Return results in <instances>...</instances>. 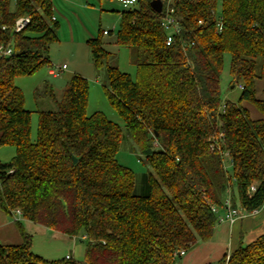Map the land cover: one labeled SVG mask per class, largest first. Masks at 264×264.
<instances>
[{
  "label": "trees",
  "instance_id": "1",
  "mask_svg": "<svg viewBox=\"0 0 264 264\" xmlns=\"http://www.w3.org/2000/svg\"><path fill=\"white\" fill-rule=\"evenodd\" d=\"M152 1L121 13L116 43L135 49L136 79L109 64L104 30L87 41L95 69L106 68L110 104L153 169L138 193L137 174L117 158L120 125L102 112L87 114L85 77L74 75L61 99L46 84L56 109L39 113L31 139L32 112L15 80L50 65L59 23L53 0H16L14 7L0 0V45L14 47L0 58V148L16 150L10 162L0 159V207L70 238L82 234L83 264H177L178 252L213 236L214 208H224L228 193L249 213L264 204V0H163L161 13ZM168 4L181 26L172 45L162 26ZM21 16L30 23L14 32ZM226 54L230 83L242 86L236 103L222 99ZM215 141L221 149L212 148ZM15 222L22 241L0 243V264H77L33 252V235ZM222 264H264V234Z\"/></svg>",
  "mask_w": 264,
  "mask_h": 264
},
{
  "label": "rangeland",
  "instance_id": "2",
  "mask_svg": "<svg viewBox=\"0 0 264 264\" xmlns=\"http://www.w3.org/2000/svg\"><path fill=\"white\" fill-rule=\"evenodd\" d=\"M88 1L91 7L82 8V4H78L75 0H70L67 3H64L65 0H53V6L57 7L58 5L61 10L56 13L57 15L55 14L59 23V41L51 44L49 48L47 56L50 60V65L40 68L32 75L17 77L15 82L24 92L25 108L32 112L31 139L36 141L39 113L56 109L51 98L43 94L46 84L52 85L57 98L61 99L74 75L79 74L88 79L89 103L87 114L92 115L95 112H102L110 120L120 125L124 136L117 158L121 164L132 169L137 174V192L140 193L145 185L144 175L153 172V169L148 163L146 156L135 145L125 121L110 104L104 90V86L108 85L106 68L100 71L95 69L87 41L92 37H98L100 30L111 31L110 34L102 36L106 49L111 52L109 64L118 66L121 71L130 74L133 79H136L138 74L135 63L136 51L134 48L121 46L116 43L117 35L121 28V13L124 11V7L116 0ZM15 2L16 0H12V7H14ZM220 13L219 9L218 16H220ZM89 31L91 34L88 33ZM230 63L231 56L226 54L221 76L222 99L224 102L229 100L236 103L239 101L241 90L238 86L234 87L230 83ZM64 64L68 68L58 77L50 74L49 71L52 67ZM263 85L264 78L259 80L258 90L260 95H262L263 90L261 87ZM243 105L248 106L253 117L260 116L256 115L260 114V112L253 105L248 103ZM15 153L14 147L3 146L0 148V159L3 162H10ZM227 169L232 173V166L229 163H227ZM13 217L16 218L14 215ZM24 226L33 235L32 248L36 254L50 261L66 259L69 256L73 263H84L86 242L82 234L70 238L53 229L32 222L24 223Z\"/></svg>",
  "mask_w": 264,
  "mask_h": 264
},
{
  "label": "crops",
  "instance_id": "3",
  "mask_svg": "<svg viewBox=\"0 0 264 264\" xmlns=\"http://www.w3.org/2000/svg\"><path fill=\"white\" fill-rule=\"evenodd\" d=\"M75 1L82 4V8L91 7L88 0ZM67 2H70V0H65L64 3ZM60 10L61 8L58 5L54 7V16ZM56 18L58 20L57 16ZM88 33L91 34L90 31ZM225 212L226 210L223 207L218 209L219 220L215 226L213 236L209 240H197L190 250L179 256L177 264H222L223 259H226L227 263L228 256L239 246H246L264 234V204L259 210L251 213L247 212L246 215L237 218L233 222L220 220ZM14 216L25 224L30 222L23 219L21 215L17 216L16 214ZM13 218L0 207V243L2 244H19L22 241L15 222L16 219Z\"/></svg>",
  "mask_w": 264,
  "mask_h": 264
},
{
  "label": "built area",
  "instance_id": "4",
  "mask_svg": "<svg viewBox=\"0 0 264 264\" xmlns=\"http://www.w3.org/2000/svg\"><path fill=\"white\" fill-rule=\"evenodd\" d=\"M116 1L120 3L124 7V9H132L138 3L139 0H116ZM174 12H175L174 8L169 6L168 4L165 9L164 17L162 19V26L167 32V45H172L175 42L177 36H179L181 32V26L179 22L177 21V19L175 18ZM52 20H57L56 16H53ZM29 23H30L29 16L19 17L15 22L14 32H20ZM222 27H223L222 22L219 20L218 22L219 30H222ZM3 29H6V27H3ZM104 34H108V30H104ZM13 53H14V47L12 43L8 45H0V58L11 56L13 55ZM66 69H67V65L64 64L62 66L52 67L49 72L51 75L58 77ZM239 87L242 88L241 85ZM215 142L217 144L212 145V148L221 149V147L219 146V143L217 141ZM224 156L227 157L228 154L224 153ZM225 166L227 167V164H225ZM255 190H256V185H252L251 191L254 192ZM224 208L226 210L225 216L221 217L220 220H227V221L233 222L237 218L242 217L246 215L247 213V211L243 210L242 208L233 206L230 195L227 196L225 200ZM214 210L218 212L217 208H214ZM16 214L21 215L20 211H17ZM185 253H186L185 250H181L176 255L182 256ZM67 258H70V257L68 256ZM229 258L230 256H228L227 262Z\"/></svg>",
  "mask_w": 264,
  "mask_h": 264
},
{
  "label": "water",
  "instance_id": "5",
  "mask_svg": "<svg viewBox=\"0 0 264 264\" xmlns=\"http://www.w3.org/2000/svg\"><path fill=\"white\" fill-rule=\"evenodd\" d=\"M151 6L156 12L161 13L164 6L163 0H153L151 2ZM74 162H77V158L75 157H74Z\"/></svg>",
  "mask_w": 264,
  "mask_h": 264
}]
</instances>
